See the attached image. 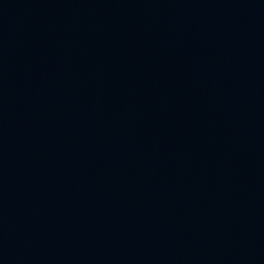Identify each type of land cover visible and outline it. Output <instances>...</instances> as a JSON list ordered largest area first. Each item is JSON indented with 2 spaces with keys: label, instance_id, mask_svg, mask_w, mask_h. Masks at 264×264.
I'll return each mask as SVG.
<instances>
[{
  "label": "water",
  "instance_id": "obj_1",
  "mask_svg": "<svg viewBox=\"0 0 264 264\" xmlns=\"http://www.w3.org/2000/svg\"><path fill=\"white\" fill-rule=\"evenodd\" d=\"M0 264H264V0H0Z\"/></svg>",
  "mask_w": 264,
  "mask_h": 264
}]
</instances>
